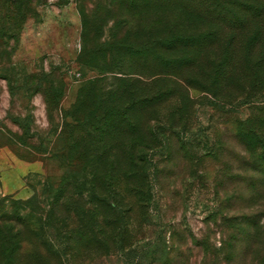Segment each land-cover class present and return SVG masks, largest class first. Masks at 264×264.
Wrapping results in <instances>:
<instances>
[{
	"label": "rangeland",
	"instance_id": "1",
	"mask_svg": "<svg viewBox=\"0 0 264 264\" xmlns=\"http://www.w3.org/2000/svg\"><path fill=\"white\" fill-rule=\"evenodd\" d=\"M169 10L0 0V264H264V177L238 137L264 133L262 74L216 88L217 46L166 53L189 67L120 57L166 20L209 28ZM129 84L161 96L100 125L124 101L100 94Z\"/></svg>",
	"mask_w": 264,
	"mask_h": 264
},
{
	"label": "trees",
	"instance_id": "2",
	"mask_svg": "<svg viewBox=\"0 0 264 264\" xmlns=\"http://www.w3.org/2000/svg\"><path fill=\"white\" fill-rule=\"evenodd\" d=\"M159 3H164V5L159 6ZM116 7L138 14H141L145 8L167 7L170 9L169 12L176 11L178 16L182 14L184 23L209 22L208 30L188 33H182L179 23L174 21L166 20L159 25H152L145 33L149 36L148 40L141 44H125L123 42L116 44V51L125 52L120 57L137 60L150 57L157 66L177 68L188 66L193 61H190L188 57L167 56V52L179 47L205 49L217 46L222 49L220 59L211 62L207 57L206 60L211 64L204 61V64H210V68L213 70V84L216 88L231 86L238 81L240 75H248L250 71H253L255 75L260 72L262 74L261 83L264 84V0H116ZM195 18L197 19L195 20ZM184 27L189 28L191 25ZM131 33L135 36L140 35L137 28ZM187 79L188 83L189 79L195 81L194 77ZM131 85L129 87L119 86L118 90L116 88L100 94L98 98L102 104L106 101L109 104H116L124 100V106L126 98L129 101L126 109H122V106L116 113L113 112L115 105L113 109L111 106L105 107L108 108V113L100 115V125H111L112 114L116 115L115 130H120L117 128L122 126L124 117L129 114L132 117L127 123L135 124L137 119L133 114L144 109L150 104L149 102H153L155 98L161 96L157 93H144L141 89L133 85L131 87ZM247 94L251 97L249 91ZM260 94L264 99V86L261 88ZM104 131L110 130L104 129ZM238 137L246 151L253 155L249 167L264 177L263 131L255 130L247 120H243L240 122ZM104 199L106 200V198ZM10 206L12 211L8 220L18 223L21 218L16 212L19 202L13 201Z\"/></svg>",
	"mask_w": 264,
	"mask_h": 264
}]
</instances>
